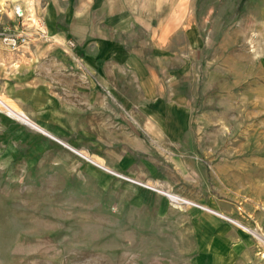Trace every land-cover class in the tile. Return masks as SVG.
<instances>
[{
  "label": "crops",
  "instance_id": "1",
  "mask_svg": "<svg viewBox=\"0 0 264 264\" xmlns=\"http://www.w3.org/2000/svg\"><path fill=\"white\" fill-rule=\"evenodd\" d=\"M15 6L28 18L27 42L15 50L0 43V97L28 124L0 111L1 164L26 166L36 181L68 182L66 188L84 200L99 193L94 212L103 217L93 221L113 226L106 230L117 223L103 221L120 216L125 230L134 228L143 239L184 234L204 264L207 257L212 264L244 261L253 242L242 229L209 212L168 205L69 149L206 205V161L197 155L195 135L211 134V117L219 118L218 132L227 133L246 101L258 107L254 116L264 117V77H256L258 71L264 76L261 38L252 53L255 87L235 94L245 80L243 61L234 57L244 50L241 25L211 29L196 0H0V25L14 22ZM259 126L264 131V119ZM206 206L225 217L232 213ZM254 247L248 262L264 264V247Z\"/></svg>",
  "mask_w": 264,
  "mask_h": 264
},
{
  "label": "rangeland",
  "instance_id": "2",
  "mask_svg": "<svg viewBox=\"0 0 264 264\" xmlns=\"http://www.w3.org/2000/svg\"><path fill=\"white\" fill-rule=\"evenodd\" d=\"M196 10L198 14L207 16L211 29L224 26V30L231 31L237 24L241 25L245 35L242 43L244 50L234 54V57L243 61L241 68L245 70V80L241 87L234 89V93L242 90L246 94L252 92L256 71L252 53L258 47V38H261V54L264 53V0H196ZM259 74L264 77L261 71L256 77H260ZM254 103L246 101L244 114L240 118L235 115L229 119L227 133H219V126L214 125L219 118L211 117V134L201 132L195 135L199 146L197 155L207 162L204 163L203 176L209 197H202V202L217 205L220 209L227 206L232 213L226 217L237 226L226 223L242 229L253 242V248L243 251L246 259L232 264H252V261L248 262V257H253L254 245L264 247V131L259 130V122L264 117L253 115L254 110H259ZM3 156L4 150L0 147V264H204L195 257L197 248L189 243L184 234L175 233L158 240L143 239L138 230H125L124 222L119 223L120 216H117V221L106 218L103 222L109 225L117 223L114 226L116 229L106 230L113 226L98 225L97 221H93L103 217L94 212L101 199L99 193L92 191L96 197L88 200L76 197L71 193L74 192L71 190L73 187L66 188L70 186L68 182L36 181L33 178L35 175L26 166L2 165ZM241 161L245 164L251 161V166L242 165ZM130 180L165 191L150 182ZM70 183L73 185L74 182ZM130 185L167 202L157 193L132 183ZM244 186L246 188L242 189ZM120 193H117L119 200L122 199ZM201 193L204 195V190ZM108 194L112 195L113 191ZM117 201L108 204L115 206ZM103 202L106 203L105 197ZM206 205L203 207L208 208ZM259 257L263 259V255ZM207 258L205 264H212L211 258Z\"/></svg>",
  "mask_w": 264,
  "mask_h": 264
},
{
  "label": "built area",
  "instance_id": "3",
  "mask_svg": "<svg viewBox=\"0 0 264 264\" xmlns=\"http://www.w3.org/2000/svg\"><path fill=\"white\" fill-rule=\"evenodd\" d=\"M12 13H13V17H14V22L11 23L10 25H0V43H1V45H3L4 47H6L8 49L15 50L16 48L24 45L27 42L26 23L28 22V18L25 16L24 11L18 6L13 7ZM36 31L38 33H40L39 30H36ZM69 45L72 46V43H69ZM0 111H2L9 118H11V119H13L19 123L28 124L27 119L19 111L12 109L1 97H0ZM35 129L37 131H39V129H37V128H35ZM51 139L54 140L55 142H57L58 144L65 146L64 144L57 141L56 139H54V138H51ZM69 150H71V149H69ZM71 151L74 154H76L77 156H79L80 158H83L85 161L91 163L93 166L102 170L103 172H106L112 176H116V177L123 179L127 182L138 185V186H140L146 190L152 191L154 193H157V194L163 196L167 200V202L174 207H178V208L192 207V208L199 209L201 211H205L206 207L200 206V205H198L194 202H191V201H189L183 197H179L177 195H174V194H171V193H168L165 191L157 190L154 187L146 186L145 184L136 183L130 179H126V178H124V177H122V176H120V175H118L112 171L105 169L102 166H99V165L93 163L92 161H89L88 159H86L85 157L80 155L78 152H75L73 150H71ZM215 215L218 216V214H216V213H215ZM219 216L221 217V215H219ZM221 219H223L226 222L232 223L233 225H236V224H234L233 220L228 219L225 216ZM248 233H251V232L249 231Z\"/></svg>",
  "mask_w": 264,
  "mask_h": 264
},
{
  "label": "bare ground",
  "instance_id": "4",
  "mask_svg": "<svg viewBox=\"0 0 264 264\" xmlns=\"http://www.w3.org/2000/svg\"><path fill=\"white\" fill-rule=\"evenodd\" d=\"M205 211H206V212H209V213H212V214L214 213V215H215V213H216V212H213V211L208 210V208H205ZM216 214H218V213H216ZM219 215H220V214H218V217H220ZM216 216H217V215H216ZM220 218H223V216H221ZM255 236H257V234H255Z\"/></svg>",
  "mask_w": 264,
  "mask_h": 264
}]
</instances>
